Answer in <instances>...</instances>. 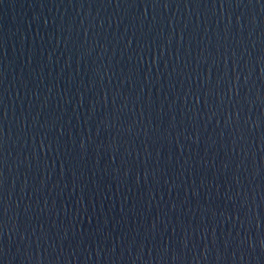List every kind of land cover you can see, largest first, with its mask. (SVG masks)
I'll list each match as a JSON object with an SVG mask.
<instances>
[{"label": "water", "instance_id": "95a60500", "mask_svg": "<svg viewBox=\"0 0 264 264\" xmlns=\"http://www.w3.org/2000/svg\"><path fill=\"white\" fill-rule=\"evenodd\" d=\"M0 264H264V0H0Z\"/></svg>", "mask_w": 264, "mask_h": 264}]
</instances>
